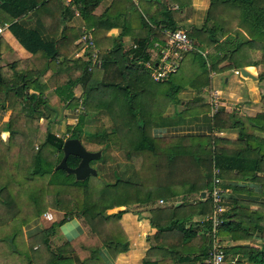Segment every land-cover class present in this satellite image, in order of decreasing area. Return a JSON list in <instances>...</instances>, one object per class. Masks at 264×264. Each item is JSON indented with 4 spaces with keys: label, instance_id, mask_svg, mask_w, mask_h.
<instances>
[{
    "label": "trees",
    "instance_id": "obj_1",
    "mask_svg": "<svg viewBox=\"0 0 264 264\" xmlns=\"http://www.w3.org/2000/svg\"><path fill=\"white\" fill-rule=\"evenodd\" d=\"M104 1L70 0V3L66 4L62 0L58 2L0 0V24L9 23L10 30L20 43L37 57L35 63H30L27 68L20 66L18 57L10 59L4 55L0 37V104L6 106L9 100L14 110L11 119L13 132L10 147L26 142L23 147L27 149L16 153L9 149L0 150V213H7L8 199L14 198L13 207H19L21 194L27 193L28 188L37 196L39 195L45 211L49 200L55 208H61L63 205L66 210L59 223L62 225L69 219L82 216L90 226V232L79 236L76 240L66 241L57 249V252L52 249L53 257L50 264H98V252L101 246L107 247L113 254L128 248L124 236L110 231L116 228L114 223L123 212L129 211L135 204L136 206L155 204L157 199L163 198V195H170V185L173 182L183 183L186 180H195L193 184L194 190L198 191V198L184 203L183 201L187 198L184 197L182 203L177 206H185L189 214L183 219L169 216L166 224L161 226L159 231H175L168 237V243L173 247L169 254L173 260L175 259L176 264H204L214 241L213 222L210 218L213 213L211 195L213 172L215 168L219 169L222 179L230 177L245 181L260 179V173L264 174V113L247 117L236 110L216 111L211 116L209 134L184 135L178 139V153L173 151L161 154L170 161V170L166 171L164 166L167 163L161 164L160 158L156 159L158 145L155 138L146 132V121L151 119L143 112L144 102L150 95L158 99L157 93L149 89L151 81H154L160 84L170 83L169 90L167 89L162 95H166L176 107L179 106L181 100L178 96L169 94L170 92L179 93L183 89L184 77L176 81L177 72L171 74L165 81H156L146 67V62L151 58L152 52L149 49L154 47L155 42H163L165 36L162 34V29L168 28L184 29L188 36L196 41L198 49L206 51V55L196 50L186 53L180 64L179 71L185 58L189 56L191 66H196L200 70L198 74L188 77L193 86L211 83V80L207 79V72L254 65L241 59L247 55L245 48H253L259 44L264 50V0H210L204 23L189 29L183 28L178 23V18L182 20L185 17L178 15L177 18L174 14V11L180 10L181 7L171 9L161 2L163 6L158 14H147L131 0L126 3L120 0V4L126 5L124 9L111 12V7H105ZM214 7H216L215 11L212 9ZM73 8L79 10L78 17L84 21L86 30L92 32L95 48L100 52L101 64L96 63L91 69L92 47H84V44L79 42L82 33L79 26L74 29L73 34V28L67 24L69 18L75 16ZM100 8L102 11L99 13ZM133 9H136V12H133ZM31 13L46 19L50 24L49 31L53 32L55 29L62 31L64 33L62 39L65 40L68 37L72 42V53L83 50L84 56L80 59L81 63L75 59L71 67L65 66L69 58L62 57L63 53L59 51L60 42L54 37L46 39L38 30L24 23L25 17ZM130 13L137 16L138 22L137 19L130 17ZM236 14L247 22L249 28L246 29L252 35L251 38L243 37L240 31L242 21L237 22L233 18ZM110 29H117L119 34L95 36L97 32L107 33ZM131 33L133 42L126 48L124 38ZM53 35L56 37V34ZM226 61L228 63H225ZM222 63L225 65L220 66ZM49 70L55 85L54 93L59 97L61 107L73 109L78 117L74 125L67 126L68 137H59L54 133L53 126L57 120L61 119L57 116L59 110L43 98L42 93L39 94L48 88V81L45 78ZM113 71L118 75V81L108 77V72ZM261 79H264V74L261 75ZM78 85H81L83 89L80 96L75 93ZM31 89L37 92H31ZM199 103L201 105H197ZM80 107L83 109L76 113ZM209 110V103L194 101L192 108L186 105L182 115L177 110L175 113L178 118L182 116L181 120L184 121L183 116L198 117ZM99 113L106 116L112 127L93 133L89 141L100 146L92 151L100 150L103 154L105 147L115 143L118 148L126 146L127 150L133 149L128 151L131 155L143 154V160L147 163H137L139 183L118 178L113 183L102 184L103 187L99 188L98 202L86 203L85 197L87 198L88 192L90 194L91 180L99 178V171L97 176H93L94 178H90L91 175L85 180H77L74 174L68 173L65 169H58L57 166L64 156L65 140L67 138L82 140L87 115L95 117V114ZM106 118L103 119L106 121ZM23 119L26 120V127L24 129L15 127L16 123H20ZM173 120L180 119L173 118ZM34 123H36L35 131L32 128ZM237 126L239 132L235 139L215 135V132L232 130ZM127 127L131 130L140 129L141 133L120 136L119 132L126 130ZM39 132L45 133V143H41V149L39 146L38 150H35L34 143ZM53 151L56 152V160L51 157ZM101 159L102 155L98 160ZM80 161L79 157L70 155L67 164L74 168ZM189 161H192L193 168L185 167ZM94 162L96 160L91 164L93 165ZM150 186H154V190L145 191ZM230 187L237 188L231 185ZM240 188L248 187L242 185ZM47 190L49 193L46 192ZM201 190L206 191L205 197L199 193ZM248 202L249 205L251 203L264 205V202L259 200ZM115 206H127V208L109 213L108 210ZM44 209L41 210L42 213ZM152 209L149 208V210ZM158 213L159 215L164 213V216L166 214L162 209ZM17 215H20L18 218L21 219L25 217L24 207L21 210L17 208L15 216ZM204 216L209 217L206 219ZM39 217L40 215H36L32 220L24 218L25 221L23 220L22 223L31 224ZM195 217L201 218V222L195 220ZM220 218L222 222L218 226L219 235L231 236L233 241L243 242L224 247L226 256L238 255L235 261L225 259V264H264V248L253 247L244 239V235H251V239L256 235L264 241V212L251 210L238 202L237 207L222 212ZM189 222L192 226L187 227ZM55 223L40 231L44 234L43 241L47 248H51L50 238L57 230L58 222ZM105 223L106 231L102 233L97 227ZM152 223L156 222L152 221ZM198 225H202L203 229L198 230L196 228ZM199 231H202V234H199ZM181 242L183 246H188V250H192L190 247L194 245L197 248L192 252L175 250Z\"/></svg>",
    "mask_w": 264,
    "mask_h": 264
},
{
    "label": "crops",
    "instance_id": "obj_2",
    "mask_svg": "<svg viewBox=\"0 0 264 264\" xmlns=\"http://www.w3.org/2000/svg\"><path fill=\"white\" fill-rule=\"evenodd\" d=\"M209 4L207 5V7ZM204 17V20L202 21L201 18H197V21L200 22L198 27L201 26L205 21V15L199 14ZM76 18H80L78 16H73V18H69V22H73ZM234 20L237 22H241L240 24V31L245 38H251V34L247 31L246 28H249L247 25V22L239 17L238 14L233 17ZM245 21V22H244ZM24 23L28 25L29 27H32L36 30H38L43 37L46 39L55 38L57 39L59 44V51H62L64 58L68 57L69 60H71L69 63H65V66L71 67L73 64V60L76 58L81 63V58H83L84 54L82 50H78L75 52H71L72 49V42L71 40L66 37L67 39L63 40L64 33L60 30H53V32L49 31L50 24L47 22L46 19H42L40 16L35 15L33 13L27 15L24 19ZM81 24V21H80ZM79 25L80 31H82L83 28H86L85 25ZM83 24V23H82ZM56 34V37L53 35ZM53 35V36H52ZM0 37L2 38L1 41V49L4 55L8 56L10 59L19 58L20 62L19 65L27 68L30 63L34 64L37 60V57L35 54H33L31 51L26 49L20 41L17 39V37L12 33V31L9 28V23L0 24ZM205 51V50H203ZM206 52V51H205ZM245 52L247 53V56H250L244 61L250 62L254 65H248L241 67L242 69L247 70L251 75L250 76H244L242 74V69H233L234 73L241 77V79H238L236 84L233 85L234 89L229 92L230 100L228 103L230 105L235 104L233 101L235 99L238 100L237 104V110L240 114L247 116V117H254L257 114L264 113V79H261V75L264 74V50L258 45L253 48H245ZM78 53H80V56H78ZM81 57V58H80ZM63 60V59H62ZM191 59L189 56H187L184 60L183 66L179 73L186 69V72L190 70L193 66H191ZM225 63H228L227 61ZM225 63H222L220 66L225 65ZM101 64V62H100ZM195 64V63H193ZM24 69V68H22ZM240 70L241 74H237L235 71ZM178 73V74H179ZM116 72H108V77L111 78ZM52 73L49 70L46 74L45 80L48 81V88L46 90H42L39 92V94L42 93L43 98L47 99L49 103L52 101L59 102V97L54 93L55 85H53L52 82ZM212 75H215V72H213ZM118 78V77H117ZM226 81L229 82V78H226ZM79 86V85H78ZM215 90V89H214ZM211 90L210 92L212 93ZM31 92H37L34 89L30 90ZM27 90V92H30ZM186 91V92H185ZM220 93V97L223 93L219 90H215ZM50 95L52 96V100L49 99ZM57 97H56V96ZM224 95V94H223ZM165 96V106L163 109H165L168 105H172L174 108L169 107V111L171 114L176 115L175 111L177 110L178 113H184L186 109V105L188 101H195V98L198 96V93L195 89H182L179 94L177 95L178 98L181 100V103L179 106H175L173 103L169 101V98ZM159 98V97H158ZM234 98V99H233ZM157 97L150 95L147 99V101H143L144 104V110L143 112L146 113V116H150V121H146V132L155 138L158 148L157 153L155 154L156 159L161 156L164 152H173L178 153L179 150L177 148L178 139L180 137H184V135L190 134V135H205L209 134L211 132V116L215 112L213 111L212 102L210 103V110L207 112H204L202 115L198 117H193L190 121V123L180 122L177 123V121H167L164 122L162 120V117L158 115L157 112H159V107L154 106V103H158V100H156ZM227 99H229L227 97ZM221 101V99H220ZM210 102V101H209ZM224 103V101H223ZM62 104V103H61ZM160 104V103H158ZM197 105H201L200 103ZM226 106L228 104H223V106ZM238 106H241L239 108ZM176 108V109H175ZM204 108V107H203ZM163 109L160 112H164ZM226 110L225 108H221ZM220 109V110H221ZM159 110V111H158ZM195 111V110H194ZM14 110L11 106L10 101L8 100L6 103V106H3L0 104V150H8L14 153L17 151L27 150L24 148V144L26 142H23L24 144L20 145H14L10 147L11 143V134L13 132V126L11 125V119L13 117ZM76 114L73 109L71 108H62V118H71L74 120L76 118ZM66 118V119H67ZM43 120V118L41 119ZM58 121V120H57ZM61 121V119L59 120ZM73 122L69 123L72 124ZM58 122H55L53 126L54 133L57 131L55 130L57 128ZM68 124V123H65ZM74 125V124H72ZM36 123L32 124V128L35 131ZM15 127L17 128H25L26 127V120H21L20 123H16ZM68 130V129H67ZM63 131V130H62ZM65 131V129H64ZM238 126L235 127L232 130H226V131H219L215 132L216 136H222L227 137L231 139H235L238 136ZM40 133V132H39ZM141 130H137L136 128H133L132 130L127 127L126 130H121L119 132L120 136H126L127 134H140ZM39 137V136H38ZM37 137V138H38ZM64 137V136H59ZM122 138V137H120ZM68 139V138H67ZM123 139V138H122ZM183 141V139L181 140ZM12 144V143H11ZM26 146V145H25ZM119 151H122L124 153V159L120 161L121 164H124L126 167L131 164L132 168H137V163H147L143 160V154H129L126 148V146H119ZM39 148L37 144H35V149ZM131 151L133 149H130ZM145 153V152H144ZM140 155V157H139ZM21 157V155H20ZM147 157V155H146ZM176 157H179V155H176ZM134 158V162H133ZM190 164H192V161H189ZM193 165V164H192ZM131 168V170H132ZM173 169V168H171ZM260 179L258 180H237L234 178H226L222 179L223 181V198H224V204L228 209H233L237 207L238 202H241L245 207H249L251 210L255 211H261L264 212V205L260 203H251L249 205L248 201L252 200H259V202H264V174L259 175ZM127 180V179H125ZM130 180V179H128ZM140 181V179H139ZM194 181L186 180L185 182H173L172 185H170L171 190H178V203H182V198L191 196V199H195L198 191L194 190ZM134 182V181H132ZM139 183V182H136ZM231 186L239 187V189H233ZM246 185L245 189H248V191H244L245 189L240 188V186ZM153 191L154 186H150L148 189H145V191ZM157 190V188H156ZM202 192H206L201 190L199 193L202 195ZM207 194V193H206ZM193 197V198H192ZM239 200V201H236ZM160 202L163 201V199H159ZM165 202V201H164ZM151 204V203H150ZM154 204L151 205H139L135 206L129 211L123 212L118 221L114 223L115 229H111V233L116 232L118 235H122L125 237L126 242L128 243V248L125 251H120L117 254H113L111 250H109L107 247L101 246L99 249V260L98 264H176L174 260L171 257V254H169L172 250V246L170 243H168V237L175 233V231H159L160 227L163 226L164 223H161L159 220H156V223L153 224L151 221V218L148 217L146 214H148L149 208H152ZM127 206H115L113 209H109L110 212H117L119 210L126 209ZM129 208V207H128ZM60 211V210H59ZM142 211V214L140 215L139 212ZM64 216V211H61ZM48 213V211H47ZM53 214V213H52ZM156 217V215H154ZM160 220H164V213L161 215H158ZM61 220V219H60ZM196 220V217H195ZM41 224V219H38L37 221H34L31 224H28V227L33 226L34 231L38 229V226ZM189 225L187 227L192 226V223L189 222ZM86 225V226H85ZM26 226V227H27ZM159 226V227H158ZM106 223L104 225H100L97 227V229H101V232L106 231ZM60 231L63 232L65 236L63 238L65 241H71L76 240L81 235H87L90 232V226L85 221L84 217H74L72 219L67 220L65 223H63L61 226H59ZM198 230L203 229L202 225H198L196 227ZM57 229L55 231V235L60 233ZM102 232V233H103ZM31 233V231H30ZM54 235V236H55ZM247 236V235H244ZM221 239L225 240L224 244L226 247L233 246L236 244L243 243L242 241H233L231 236H221ZM246 240V238L244 237ZM255 242L256 244H252ZM247 243H249L251 246L257 247V248H264V241L260 239L258 236L254 235V238L250 241L247 240ZM36 247V246H35ZM197 246H191L190 249L195 250ZM188 250V246H183L182 242L178 244L177 247H175V250ZM200 249V246H199ZM233 261L238 259V255L235 257L232 255ZM174 258V254H173ZM205 261V260H204Z\"/></svg>",
    "mask_w": 264,
    "mask_h": 264
},
{
    "label": "rangeland",
    "instance_id": "obj_3",
    "mask_svg": "<svg viewBox=\"0 0 264 264\" xmlns=\"http://www.w3.org/2000/svg\"><path fill=\"white\" fill-rule=\"evenodd\" d=\"M54 1L58 2L59 0H54ZM62 1H65V3L68 4L69 0H62ZM121 1H123V3L129 2V0H121ZM121 1L117 0V4H116V0H105L103 4L105 7H111V12H115V11L124 9V7L126 6V5L120 4ZM141 2H142V5L140 9L147 14L148 13L158 14L163 6V4L161 3L162 0H158V2H147L145 0H141ZM169 3L178 4L181 7L180 10H175L174 14L177 18H178V15L184 16L185 18L182 20L178 18V23L183 28L189 29L193 26L199 25L200 22L197 21V18L202 17V21L204 20V17L199 14L205 15V20H206V15L209 9V6L207 7V5L208 4L210 5V0H169ZM212 9L213 11H215L216 7ZM98 11L100 13L102 9L100 8ZM133 12H136V9H133ZM129 15L132 19L134 18L137 19V16L134 15L133 13L132 14L130 13ZM80 21H81V24H80ZM137 22H138V19H137ZM77 23L80 25H85L84 21L81 18H76L71 23L67 22V24H69L73 28L72 30L73 34L75 32L74 29H77V27L79 26L77 25ZM135 32L136 31H134V33ZM107 34L116 36L117 34H119V31L117 29H110L107 33L105 31L100 32V33L97 32L95 36L101 37ZM131 36H132V33L130 34V36H127L124 38L126 48L131 46L133 42ZM78 56H80V53H78ZM249 57L250 56L243 57L241 61H244ZM70 61L71 60H68L66 61V63H69ZM233 69H236V68H233V67L226 68L222 71L215 72V75H212L213 72L211 73L207 72L208 73L207 79L211 80V83L200 85V86H193V83L188 79V77L192 75H196L200 72V70L196 66H193L187 72H186V69H183L180 73L178 72L179 74H177L176 81H179L181 77H184L182 88L183 89L192 88L197 91L198 96L195 98V102L201 101L202 103H209L210 105L211 103V92L210 91L215 89V90L221 91V93L224 94V95L222 94V96L220 97L221 106L217 107L218 110H220L221 108H225L226 111L228 112H231L233 110L238 111L237 110V104H238L237 99L233 101L235 104L230 105L228 103V101L230 100V96H228L229 92H231L234 89L233 85L236 84L237 80L241 79L240 76L234 73ZM238 69L241 70L242 68L240 67ZM117 77L118 75L114 74L111 77V79L114 81H118L119 79H117ZM226 78H229V82L226 81ZM169 86H170V83L160 84V83L151 81L149 89L151 91H155L157 93V96L159 97L158 98L159 99L158 103H160L159 110L160 109L162 110L163 107L165 106V103H164L165 96L162 95V93L165 92L167 89L169 90ZM82 92H83L82 86L81 85L77 86L75 89L76 95L80 96ZM217 93L220 96V93L219 92ZM178 94L179 93L177 92L175 93L170 92L169 95L173 96V95H178ZM227 97L229 99H227ZM49 99L52 100L51 95ZM113 99L117 101L115 97H113ZM223 101L225 104H228V105L223 106L224 104ZM158 103H154L153 105L157 106L158 108ZM188 103L189 104H187V106L192 108L194 102L188 101ZM51 104L58 108L59 112L57 113V116L61 118V121H57L58 126L55 129L57 131L56 133H58L59 136L68 137L69 131L67 130V126L71 125L69 123L73 122L72 124H74L78 120H75V119L72 120L71 118H67V117H66L67 119L62 118V107H61L62 104L60 101L59 102L52 101ZM169 107L174 108L172 105H168L165 109H163L164 112H160L161 110L160 111L158 110L159 112L157 113L159 116L162 117V120L164 122H167V121L172 122V119L175 118V119H180V120H174V121H177V123L183 122V120H181L182 116L178 118L177 115L171 114L168 109ZM238 107L241 108V106H238ZM180 114L182 115V113ZM183 117L185 118L184 121L189 122V123L191 119L193 118V116H190V115H186ZM103 118H106V116L103 113H99L98 115L95 114V117L94 116L91 117V115H87L86 117L85 126H84V134L82 137L83 139L81 141L85 144L86 148L90 151L96 150L100 146L97 143H93L92 141H89V139L92 138V135H94L93 133H95V131H98L104 128L112 127L111 124H109L110 121L108 122L107 118L105 121ZM65 123H68V124H65ZM41 143L42 144L45 143V133H42V132L39 133V137L35 141L34 146L35 144H37L38 146H40V149H41V145H42ZM48 149H49V146L47 150ZM35 150H37V148ZM51 153H53V155L51 156L52 159L56 160V157H57L56 152L53 151ZM194 156L195 155H193V157ZM159 158H160L161 164L165 162L167 163L164 166V168L166 169V171H169L170 161L168 160V158L163 157V156H159ZM123 159H124V153L118 150V147L115 146V143H111L109 146L105 147V151L102 154V159L101 160L97 159L96 162H94L92 165L99 171V176H98L99 178L91 180L90 194L88 192L87 198L85 197L86 203L98 202L99 188L103 187L102 184L113 183L118 178L127 179V180L130 179V181L139 182V179H140L139 170H137V168L133 169L132 168L133 165L131 166V164L128 165L127 167L124 164H121L120 161ZM133 162H134V158H133ZM20 167L23 169V165H21ZM185 167L193 168V165L189 164L188 162L187 164H185ZM21 176L26 177V175L24 176L21 175ZM90 178H94V177L91 176ZM11 189L9 191H11ZM46 192L49 193V190H47ZM177 192L179 194L178 190L169 191L170 195L168 194L163 195L162 202H160L157 199L155 204L152 207L153 209L148 210L149 213L146 215L150 217L154 223L156 222V220H159L161 223H164V224H166L165 221L160 220L159 217H157L159 215L158 211L161 209L164 212H166L164 219H168L169 216H171L172 218L176 217L178 219H183L184 217H186L187 214H189L188 209L185 208V206L177 207L179 204L178 198H177L178 197ZM195 198H198V195H196ZM190 201H192L191 196L186 198V200H184L183 202L188 203ZM13 203H14V198L8 199L6 203L7 206H9V209H7V213L6 214L0 213V264H50L52 257H53L52 255L53 250L57 252V249L66 242L65 239L63 238V236L65 235L63 234L62 231H60V228H59V226H61L59 221L60 219L63 218V213L61 211L65 212L66 208L63 205L61 208H55L54 205L51 203V200H49V202H47L48 206L46 207V211H45V209L42 207V202L39 199V195L37 196L35 192H31L30 188H28L27 193H23V195L21 194L19 207H13ZM23 207L26 211V215L25 217L24 216L23 217L28 218V220H32L35 218L36 215H40L39 219H41V224L38 226V229L36 231H34L33 226L28 227L25 223H22L23 220L25 221V219L18 218L20 215L15 216V211L17 210V208L21 210L23 209ZM13 208H16V209H13ZM43 209L44 211L42 213L41 210ZM47 211L53 213L54 215L53 220L46 219ZM139 213L141 215L142 211ZM154 215H156V217H154ZM204 217L207 219L209 216H204ZM204 217H202V219ZM196 219L201 222V218L197 217ZM55 222H58L56 225V229H58L59 230L58 232L60 233L50 238L51 248H47V245L43 241L44 234L41 233L40 231L42 229L45 230L49 228L53 223L56 224ZM199 234H202V231H199ZM244 237L246 238V241L252 240L251 235H247ZM217 239L223 245L226 244V243L224 244V241L226 239L222 240L220 235L218 236ZM252 244H256V243L253 242ZM188 251L192 252V250H188ZM232 259H233L232 254H228L226 256V261H231Z\"/></svg>",
    "mask_w": 264,
    "mask_h": 264
},
{
    "label": "built area",
    "instance_id": "obj_4",
    "mask_svg": "<svg viewBox=\"0 0 264 264\" xmlns=\"http://www.w3.org/2000/svg\"><path fill=\"white\" fill-rule=\"evenodd\" d=\"M137 7H141V0H131ZM147 2H158V0H145ZM164 0H162V3ZM165 5L169 6L171 9H180L178 4L169 3V0H165ZM70 3V0L68 1ZM75 16H80L78 9L73 8ZM81 37L79 42H82L85 46H91L93 49L92 54V66L100 64V52L95 48L92 32L83 28L81 31ZM162 34L165 36L163 42H155L154 47L150 48L151 58L146 62V67L149 68L151 76L156 81H165L169 78L171 74L177 73L180 68V64L183 61L185 54L191 51H200L202 54L206 55L205 51L198 49L195 40L190 38L184 29L171 30L168 28L162 29ZM159 49V50H158ZM83 51V50H82ZM237 74H241L240 70L235 71ZM211 102L213 106V111H218L217 107L221 106L220 96L217 91H212ZM83 107L76 110V113L81 112ZM78 120V117L75 118ZM213 178V188L211 191L212 201H213V213L210 218L213 222V247L209 256L205 259L204 264H225L226 253L224 251L225 245L218 241V226L221 224L222 220L220 215L222 212L227 211V207L224 204L223 198V188H222V178L220 177L219 169L214 170ZM46 219L53 220L54 215L51 212L46 214Z\"/></svg>",
    "mask_w": 264,
    "mask_h": 264
},
{
    "label": "water",
    "instance_id": "obj_5",
    "mask_svg": "<svg viewBox=\"0 0 264 264\" xmlns=\"http://www.w3.org/2000/svg\"><path fill=\"white\" fill-rule=\"evenodd\" d=\"M166 2L165 0L163 1ZM244 76H250L251 74L242 69ZM64 156L57 166L58 169H65L68 173L74 174L77 180H85L89 176H97L98 170L92 166L91 162L101 157V151H90L83 144L79 138H68L64 142L63 146ZM70 155L77 156L81 159L78 166L72 168L67 164V159ZM202 196H206V192H202ZM179 205V204H178Z\"/></svg>",
    "mask_w": 264,
    "mask_h": 264
}]
</instances>
